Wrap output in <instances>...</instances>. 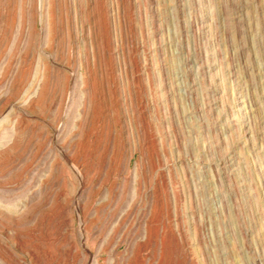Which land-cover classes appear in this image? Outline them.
<instances>
[{
  "label": "rangeland",
  "instance_id": "obj_1",
  "mask_svg": "<svg viewBox=\"0 0 264 264\" xmlns=\"http://www.w3.org/2000/svg\"><path fill=\"white\" fill-rule=\"evenodd\" d=\"M0 264H264V0H0Z\"/></svg>",
  "mask_w": 264,
  "mask_h": 264
}]
</instances>
